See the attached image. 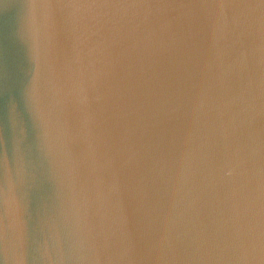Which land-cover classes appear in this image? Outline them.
<instances>
[{
  "label": "water",
  "instance_id": "1",
  "mask_svg": "<svg viewBox=\"0 0 264 264\" xmlns=\"http://www.w3.org/2000/svg\"><path fill=\"white\" fill-rule=\"evenodd\" d=\"M0 264H264V0H0Z\"/></svg>",
  "mask_w": 264,
  "mask_h": 264
}]
</instances>
